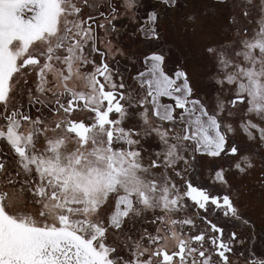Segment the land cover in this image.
<instances>
[{
    "label": "snow or ice",
    "instance_id": "obj_1",
    "mask_svg": "<svg viewBox=\"0 0 264 264\" xmlns=\"http://www.w3.org/2000/svg\"><path fill=\"white\" fill-rule=\"evenodd\" d=\"M0 264H264V0H0Z\"/></svg>",
    "mask_w": 264,
    "mask_h": 264
}]
</instances>
